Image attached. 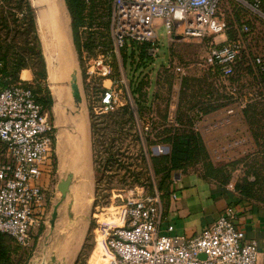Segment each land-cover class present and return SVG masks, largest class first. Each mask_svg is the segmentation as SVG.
Here are the masks:
<instances>
[{
	"label": "rangeland",
	"instance_id": "obj_1",
	"mask_svg": "<svg viewBox=\"0 0 264 264\" xmlns=\"http://www.w3.org/2000/svg\"><path fill=\"white\" fill-rule=\"evenodd\" d=\"M59 2L65 8L63 0ZM84 2L85 19L77 28V34L72 16L71 25L81 105L91 125L92 170L89 173L88 167L82 173L73 171L74 180L66 197L74 203L72 227L81 217L89 222L82 250L74 264H103L107 256L104 233L109 226L119 224L121 206L133 204L145 193L152 194L155 188L168 193L175 175L197 174L232 185L236 190L240 187L244 196L264 206V100L254 70L241 80L220 78L207 62V41L179 33L170 36L166 27L157 23L159 39L155 50L149 47L143 52L141 44L126 45L119 53L112 54L109 77L96 76L89 81L86 78L89 62L106 55L112 47L113 0ZM36 8L33 5L43 59L30 55L25 48L29 36L31 46L38 48L25 0H0L3 72H13L17 79L8 77L9 80L18 81L22 77L34 88L38 85L36 80L41 79L40 82L52 84V90L54 87L62 89L63 77L53 84L49 74ZM229 9L226 14L234 22L230 6ZM224 39L225 36H218L216 41ZM18 64L29 72L23 73V69L14 73ZM178 67L184 73L178 71ZM44 68L45 75L37 76L36 72ZM68 81L72 82V77ZM106 87L119 92L120 106L106 114L96 113L100 93ZM136 87L138 93L133 96L132 90ZM127 106L132 114L124 113ZM83 129L79 124L65 140L64 154L67 148L74 154L79 152ZM193 134L199 139L194 156L178 168H172L173 138ZM57 162V172L50 182L49 217L34 229L27 245L4 235L3 244L10 253V264H44L49 257L58 232V226L54 227L53 199L61 202L64 199L60 193L55 195L56 182L70 173L59 165V160ZM142 187H145L144 192Z\"/></svg>",
	"mask_w": 264,
	"mask_h": 264
},
{
	"label": "built area",
	"instance_id": "obj_2",
	"mask_svg": "<svg viewBox=\"0 0 264 264\" xmlns=\"http://www.w3.org/2000/svg\"><path fill=\"white\" fill-rule=\"evenodd\" d=\"M229 6L234 22L226 14ZM254 22L264 28V0H113L112 47L89 62L86 78L109 77L112 54L126 45L150 43L155 50L158 23L170 36L179 33L207 41V62L220 78H231L248 54L264 100V35L255 46ZM218 36L225 39L217 42ZM2 69L0 61V233L27 245L48 216L50 182L57 172L56 125L34 87L22 77L9 80ZM120 98L115 88L106 87L96 113L115 110ZM176 186L172 178L167 193L171 200L178 199ZM236 215L230 206L195 237L162 234L164 192L155 188L133 204L122 205L119 224L106 229L108 264H259L258 246L246 239Z\"/></svg>",
	"mask_w": 264,
	"mask_h": 264
},
{
	"label": "crops",
	"instance_id": "obj_3",
	"mask_svg": "<svg viewBox=\"0 0 264 264\" xmlns=\"http://www.w3.org/2000/svg\"><path fill=\"white\" fill-rule=\"evenodd\" d=\"M60 9L62 27L70 44L68 26L70 29L72 20H69L66 8L60 5ZM25 71L29 72V69H24L23 73ZM68 78L67 76L65 80ZM39 85L43 87L42 93L48 87L53 98L50 112L58 128L56 152L59 160L61 154L60 140L64 143L72 134L75 119L78 118L74 115L75 104L69 97L67 87L63 84H61L64 94L62 101H57L52 90V84L47 85L44 82H39ZM257 87L259 88L258 85ZM90 133L89 121V128L85 123L83 129V144L88 148L91 146ZM175 179L177 180L176 192L178 193V199L171 200L168 194L164 197L166 219L161 226L160 232L162 234L182 235L188 238L195 237L210 227L232 206L237 214L236 223L245 231L246 239L257 244L259 264H264V206L254 203L232 185H223L197 174L175 175ZM57 184L58 181L56 186ZM60 210L63 211V208L60 207ZM168 226H172L173 229L168 231ZM85 235L86 233L78 232L76 238L62 243L58 254L59 263L74 264L76 262L82 250Z\"/></svg>",
	"mask_w": 264,
	"mask_h": 264
},
{
	"label": "trees",
	"instance_id": "obj_4",
	"mask_svg": "<svg viewBox=\"0 0 264 264\" xmlns=\"http://www.w3.org/2000/svg\"><path fill=\"white\" fill-rule=\"evenodd\" d=\"M84 1L85 0H66L68 9L73 19V29H74L75 34H77V28L83 23V20L85 19L86 3ZM25 6L28 7L31 12L29 25L33 27V32L35 33L34 41H38V36L36 33V20L33 14V6H32L31 0H25ZM20 10H23V9L20 7ZM239 19H242V16H239ZM248 22L253 23V20L248 19ZM253 26H254V31H255V34L253 36V39L256 43L255 46H259L261 42L259 40H261L262 35H264V28L262 24L257 25L256 22H254ZM31 44L32 42L30 41V36L26 37V41H25L26 50L31 53L30 55H34L35 57L38 55L41 59H43V52L39 45V41H38V48L32 47ZM149 47H150V43L141 44V48L143 52H145L147 48ZM78 49H79V52L81 53L80 45H78ZM20 64L17 65L14 73H17L19 72V70L24 69V65H20ZM252 69L253 67H252V64L250 63V58L248 54H244V56L242 57V60H240L238 63V67L236 69L235 74L231 78L233 79L235 78L236 80H241L244 77H247V75L250 73V71H252ZM45 73H46V69L44 68L40 72H36V75L43 76L45 75ZM4 75L6 77H12V80L17 79V76H15L13 72L12 73L5 72ZM36 81L38 85L35 86L34 91L36 93H38L39 91L42 92L43 87L39 85V82L41 81V79H37ZM132 92H133V96H136L138 93V87L133 88ZM38 97L40 101L45 105V107L48 110H50L53 104V98H52L49 88L47 87L44 93L40 95L38 94ZM123 111L124 113L130 114L131 112L132 114V109H130V107L128 106L125 107ZM198 143H199L198 136L194 134L185 135V136H182V135L175 136L172 140V153L170 155L171 167L178 168L182 162H186L187 160L191 159L195 154V148L198 145ZM239 189L240 190L238 191L243 194L244 192L243 189H241L240 187ZM160 190L162 189L160 188ZM165 196H167V193L164 194V197ZM4 235H7V234L0 233V264H10V258H9L10 253L7 247L3 244Z\"/></svg>",
	"mask_w": 264,
	"mask_h": 264
},
{
	"label": "bare ground",
	"instance_id": "obj_5",
	"mask_svg": "<svg viewBox=\"0 0 264 264\" xmlns=\"http://www.w3.org/2000/svg\"><path fill=\"white\" fill-rule=\"evenodd\" d=\"M31 1L33 2L34 8L37 7L36 9L39 11L37 13L38 29L43 41L44 54L48 61L49 74L53 84H56L61 77H63L64 81L67 76L70 77L75 72L74 56L61 23L62 15L60 2L59 0ZM53 93L57 101H62L64 95L62 89L54 87ZM79 124H82L83 127L85 126V122L82 118L75 119V128ZM83 135L82 141H80L79 152L74 154L71 149L67 148L64 156V160H66L68 166L77 173L83 171L88 160V149L86 145L83 144ZM107 262L108 256L103 260V264H107Z\"/></svg>",
	"mask_w": 264,
	"mask_h": 264
},
{
	"label": "water",
	"instance_id": "obj_6",
	"mask_svg": "<svg viewBox=\"0 0 264 264\" xmlns=\"http://www.w3.org/2000/svg\"><path fill=\"white\" fill-rule=\"evenodd\" d=\"M63 3H64V6L67 10V14H68V17L70 20L71 14H70V11H69L68 6L66 4V0H65V2L63 0ZM71 23H72V21H71ZM71 28H72V25H71ZM71 28L69 29V26H68V37L70 40V48H71V51L74 55L75 72H74V74H72V76H70V78L72 77V82H70V81H68V79H66L62 82V84H63V86L67 87L69 97L71 98L72 102H74V104H75L74 105V112H75L74 115L76 117L78 116V118H82L84 120V122L87 123L88 128H89V121L90 120L88 118V114L85 111V108L82 107V105H81L82 97L80 95V89H79L78 80H77L78 74L76 72V66H77V61H78L76 58L77 52L74 51V49H73V46L75 47V45L73 42V31L71 30ZM75 53H76V55H75ZM74 132H75V127H74V131H72V133H74ZM56 133H57V140H58V128H57V126H56ZM60 139H61V137H60ZM57 140H56V144H57ZM90 141H91V133H90ZM63 148H64V143L61 140V143H60L61 154L59 157V165L63 169H69L70 173L67 175V177L60 178L58 180V184L56 186L55 195L57 196L60 193L62 197L64 196V199L62 202L60 201V199L57 201V199L55 197L53 199L52 213L56 209V211H54V215H55L54 227L58 226V232H57L54 240L52 241L51 249L48 252L49 257H47V260L45 261L44 264H63V263H59L60 260L58 258L59 248L62 245V243L66 242V241H70L73 238H76V235L78 232L86 233V235H87L88 226H89L88 220L84 217L79 218L73 227L70 223L71 211L73 209L74 203L71 202L72 200L70 197H69V200H67L66 197L70 193L71 186H72V183L74 180L73 171H75V170L70 168L68 166V163L64 160L65 154H64ZM87 149H88V160H87L86 167H84L83 171L89 167V173H91V170H92L91 169V164H92L91 146L89 148L87 147ZM56 155H57V152H56ZM57 161H58V155H57ZM57 166H58V162H57ZM82 172H80V173H82ZM60 207L63 208V211L60 210ZM48 217L49 216H47L46 218H48ZM62 231H64L63 236H62ZM86 235H85V238H86ZM84 241H85V239H84ZM201 258H205V255L202 254Z\"/></svg>",
	"mask_w": 264,
	"mask_h": 264
}]
</instances>
